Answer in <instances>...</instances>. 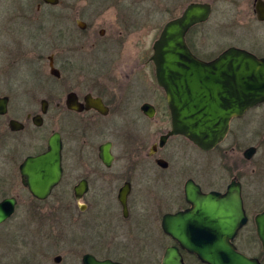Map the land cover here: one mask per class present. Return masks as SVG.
Masks as SVG:
<instances>
[{
	"label": "flooded vegetation",
	"instance_id": "obj_1",
	"mask_svg": "<svg viewBox=\"0 0 264 264\" xmlns=\"http://www.w3.org/2000/svg\"><path fill=\"white\" fill-rule=\"evenodd\" d=\"M78 4L50 18L42 15L43 8L57 9L60 0L56 6L40 0L35 12L24 9L26 39L10 51L11 63L0 76V97L7 101L0 114V204L15 201L13 214L0 223V264H27L26 246L39 237L52 241L58 224L71 257H81L75 255L69 263L57 255L53 264H84L87 255L116 264H162L170 248L179 251L184 264H206L165 232L164 217L192 209L189 188L224 196L233 182L240 186L246 221L231 242L237 252L264 264L256 221L264 209L251 214V207L264 198V188L250 191L242 166L226 169L220 178L215 170L203 180L195 155L187 158L193 160L191 166L184 157L185 142L198 153H212L230 131L208 152L184 136H168L172 115L157 82L153 54L145 59L144 74H136L123 54L125 41L120 38L131 26V15L117 12L114 22L103 20L104 0ZM193 5L206 10L205 19L185 35L195 58L211 63L230 48L264 58V0H162L161 33ZM102 21L105 26L97 30ZM106 21L114 26L112 32ZM221 41L229 43L223 47ZM52 138L61 143V177L50 195L39 199L23 169L29 158L47 152ZM181 159L175 169L172 162ZM163 185L174 187L164 203L173 201L178 208L159 218L149 206L148 193L155 198L152 189ZM21 200L25 213L17 216ZM31 224L35 232L29 231ZM36 255L29 264H50L44 255Z\"/></svg>",
	"mask_w": 264,
	"mask_h": 264
},
{
	"label": "water",
	"instance_id": "obj_2",
	"mask_svg": "<svg viewBox=\"0 0 264 264\" xmlns=\"http://www.w3.org/2000/svg\"><path fill=\"white\" fill-rule=\"evenodd\" d=\"M42 1L52 6L59 4V0ZM205 16L204 8L189 7L183 18L169 24L155 41L152 61L172 115V130L168 136H184L208 152L225 140L234 118L264 103V58L238 48L228 49L211 63L195 58L186 45L185 35ZM6 104V99L0 97V114L5 113ZM256 152L255 147H250L244 156L251 160ZM60 154L61 143L52 138L46 153L26 161L23 173L29 177L35 197L47 198L59 182ZM189 189L187 200L192 209L165 215V232L206 264H260L237 252L231 242L239 226L246 221L239 184L233 182L224 196L205 195L199 188ZM120 199L125 206V195L121 194ZM14 205V200L0 204V223L13 214ZM256 221L264 248V212ZM203 233L205 235H200ZM83 261L84 264H116L89 255ZM162 264L184 263L179 251L170 248Z\"/></svg>",
	"mask_w": 264,
	"mask_h": 264
},
{
	"label": "rangeland",
	"instance_id": "obj_3",
	"mask_svg": "<svg viewBox=\"0 0 264 264\" xmlns=\"http://www.w3.org/2000/svg\"><path fill=\"white\" fill-rule=\"evenodd\" d=\"M40 0H0V76L3 75L4 68H6L11 63V58L9 57L10 51L19 48V44L24 42L26 37L23 35L24 27L26 21H23L22 16L24 15V9L31 8L35 12L37 4ZM61 6L57 9L44 7L42 15L47 18L54 17V15H59L63 13V10L73 7L74 3H79L78 6L84 5L90 0H60ZM105 1V12L101 19H109L114 22V15L119 12L123 14H130L131 17L127 23L128 26L123 36L120 38L125 41V54L128 66L132 65L136 74H144L145 59L152 56V46L154 42L159 38L161 31L159 23L162 0H104ZM75 6V7H78ZM108 9V10H107ZM106 26L110 27L109 31L112 32L114 26L110 25V22ZM97 30L105 26L102 22L96 23ZM159 28V29H158ZM218 35L220 32H217ZM262 35L264 36V32ZM219 42V41H218ZM254 41L245 40L243 43L250 44ZM223 47L229 42H222ZM221 45V46H222ZM123 56V55H122ZM130 61V62H129ZM151 70V69H150ZM149 72V70H148ZM145 76V75H144ZM144 78V77H143ZM146 83V79H144ZM143 84L145 85V83ZM152 87L157 88L155 74L153 73V83ZM257 147L258 151L251 160H246L243 157L244 151L249 147ZM185 148V160L190 154L195 155L197 161V168L201 171V176L203 180L210 177L212 173L217 172L220 178L226 169L235 168L242 166L247 172L248 177L246 183L250 191L256 192L260 187L264 188V105L253 109L248 113V115L241 121H234L230 127V133L222 145L212 153H198L191 149V146L185 142L182 149ZM192 158V155H191ZM1 162V160H0ZM178 162L181 164L184 161L175 160L172 162L174 168H177ZM191 159L187 164L191 166L193 163ZM173 169V167H172ZM173 173V170H171ZM222 174V175H221ZM263 177H262V176ZM153 196L148 193L150 204L149 206L154 209L153 215L155 217L161 218L163 214L168 211H175L178 207L174 205L173 201L166 203L167 197L172 195L174 192L173 185L169 186H156L152 189ZM11 194L20 195V192H13ZM170 198V197H169ZM21 200L20 206L17 209L16 215L22 216L25 213V205L22 204ZM159 203V205H157ZM144 206L147 205L144 201ZM150 207H145L146 210ZM264 209V198L259 202L257 207H251V214L254 215L258 210ZM32 225V224H31ZM58 232L52 241L38 240L31 242L27 245L26 249V263L33 262L34 254L44 255L45 260L53 264V259L57 255H62L68 259L71 263V259L75 257L76 254L72 255V251L66 247L64 231L61 230L60 224H58ZM29 231L35 232V227L32 225ZM34 235H32L33 237ZM57 237V238H56ZM81 255H76L75 259H79Z\"/></svg>",
	"mask_w": 264,
	"mask_h": 264
}]
</instances>
